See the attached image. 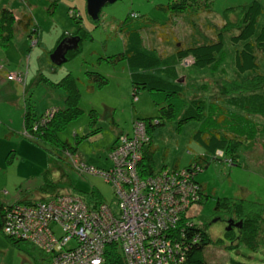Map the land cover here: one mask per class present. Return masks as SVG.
Masks as SVG:
<instances>
[{"label": "rangeland", "instance_id": "374dc122", "mask_svg": "<svg viewBox=\"0 0 264 264\" xmlns=\"http://www.w3.org/2000/svg\"><path fill=\"white\" fill-rule=\"evenodd\" d=\"M79 1L0 0V5L10 2L30 10L37 25V32L31 37L17 27L10 42L0 46V73L11 80V93L15 94L9 99L4 96L8 91L6 85L0 87V203L62 192L82 196L89 204L104 200L115 208L117 196L113 182L96 172L81 171L79 163L96 169L111 167L112 175L127 187V182L138 185L136 175L154 176L156 172L146 174L151 169L166 176L170 171H181L184 168L180 167L197 162L201 168L195 179L202 184L204 194L196 192V197L182 200L179 216L168 228L176 230L182 224L194 222L203 224L213 239L203 250L206 264H264V241L257 239L250 246L238 239L242 219L233 215V220L230 212L214 208L218 197H236L256 202L264 211V116L254 117L256 122L249 125L247 136L254 135L256 126L258 132L239 144L233 163L225 160L226 152L215 154L197 138L198 129L207 130L210 116L217 110L215 95L232 90L235 85L231 80L241 83L258 73L264 75V53L253 46L258 68L238 71L234 52L240 45H234L229 38L231 32H226L223 51L214 63L204 68L192 65L191 57L181 60L175 54L179 46L213 39L223 25V10L228 6H245L251 0H194L178 13L159 6L169 0H115L101 7L96 20L87 14L86 0L80 6ZM260 2L263 9L257 29L264 25V0ZM70 7L77 11L76 16L69 11ZM130 11L138 17H130ZM230 18L235 20V14ZM122 21H125L123 26ZM79 30L85 34H79ZM134 31L141 36L139 43L129 39ZM77 34L81 35L78 50L60 64L53 63L49 54L57 39L61 35ZM125 49L161 56L160 64L150 71L169 80L178 77L182 93L140 88L133 95L130 73L136 69L128 66L125 57L111 58ZM95 73L105 78L101 84L97 85ZM69 75L77 82L79 113L57 129L52 141L43 142L25 134L26 110L38 117L35 122L38 127L37 124H46L54 115L49 116L53 107L65 106V89L57 82ZM169 102L173 104L174 115L166 118L161 107ZM181 113L197 116L179 121ZM156 117L161 123L150 130L152 161L146 159L143 164L142 144L139 146L137 140L148 143L149 135L146 127L142 130L132 126L133 120L152 118L154 121ZM69 144L77 147V155H65L63 148ZM121 164L126 165L130 176L115 173L114 168ZM188 169L186 172L193 174ZM46 217L43 223L47 222ZM20 219L24 228L29 226ZM230 219L232 223L228 222ZM43 223L21 237L24 241L19 245L12 243L0 229V264L56 262L58 256L43 242L49 238ZM256 232L259 238L261 229L256 228ZM59 233L57 229L56 235ZM60 248L67 251V246L61 244ZM48 256L53 257V262Z\"/></svg>", "mask_w": 264, "mask_h": 264}, {"label": "trees", "instance_id": "16d2710c", "mask_svg": "<svg viewBox=\"0 0 264 264\" xmlns=\"http://www.w3.org/2000/svg\"><path fill=\"white\" fill-rule=\"evenodd\" d=\"M192 2H194V0H169L166 4H159V6L169 9L171 12L178 13L186 10ZM262 9L263 7L260 0H251L245 6L237 5L226 7L223 10V25L216 33L215 37L207 42L177 47L175 49L176 57L181 60L191 57L192 65L198 68H204L218 59V56L223 51L224 34L226 32H231L229 36L230 41L234 45H240V47H237L234 52V65L236 69L240 72H244L246 70L258 68L253 46L258 47L264 53V25H261L257 29L258 17L262 12ZM69 11L73 16H76V11L74 12L71 7L69 8ZM232 14H235V20L230 18V15ZM128 15L130 17H138V14L134 11H130ZM124 24L125 21H122L121 25L123 26ZM36 26L37 25L30 11H22L17 15V13L7 5H0V46H6L10 42L17 27L21 28L29 37H31L34 32H37ZM81 33L85 34L83 30H79V34ZM79 34H77L79 36L77 47L68 50L66 56L75 53L78 50L82 35ZM62 38L63 36H60L56 44ZM129 39L135 43H139L141 41V36L138 32L134 31L129 35ZM53 49H51V51ZM113 57H115L114 59L125 57L128 66L136 69L130 73L133 95H136L140 88L162 91L168 94L182 93L183 87L179 83L180 80H178V77L174 80H169L150 71L160 64L161 56H154L143 51L125 49L123 52L113 54L111 58ZM101 76L102 75L99 73H95L94 79L96 80L97 85L101 84L105 79ZM231 83L235 85V87H232V90H227L226 92L222 90L219 94L213 97L217 103V110L210 116L211 122H208L206 127L207 130L202 131L198 129L197 138L199 142H202L206 147L213 150L215 154L220 155L226 152L228 155L225 160L233 163L236 162L235 156L239 144L244 139L253 138L258 132L259 126H256L254 135L248 133L249 136H247L249 125L255 124L256 122L254 117L264 116V75L258 73L253 77L246 79L244 82L240 83L231 80ZM57 84L65 89V106L59 108L53 107L50 110L49 115H54L48 118L46 124H37L38 127H35V122L38 117L31 116L29 110H26L23 116L24 133L30 137L39 140L41 139L43 142H46L47 140L52 141L56 136L57 129L60 128L66 120L68 121L70 118L76 116L80 111V108L77 106L79 90L75 77H72L71 75H69L68 78L63 77L57 82ZM196 101H198V98ZM200 104L201 100L197 105L200 106ZM226 111H228V113ZM161 113L162 116L166 118L172 117L174 115L173 104L169 102L166 107H161ZM180 116L179 121H183L189 117H196L197 114L183 115L181 113ZM137 120L145 122L146 131L149 135L148 143L142 142L141 146L143 150L142 159H144V164L146 159L149 162L152 161V140L150 130L151 128H154V125L160 124L161 120L158 117H156L154 121H152V118H135L133 124ZM63 150H65L64 153L66 156L68 153L77 155V147L70 144L65 146ZM181 168H184L183 170L186 171L189 170L188 168H191L193 174L190 175V181L194 185H197L198 192L204 194L202 184L195 179V173L201 168V166L198 165L197 162H193L189 166L180 167V169ZM148 173L151 175L153 173H155V175L159 174L157 170L155 171L152 169L146 174ZM63 194L71 193L58 192L50 195H41L33 199L20 197L15 202H1L0 229L2 233L12 243L19 245L20 242L24 240L21 237L18 238L11 236L4 230L3 224L7 212L11 211L15 206H35L40 202H48ZM80 197L83 198L82 196ZM102 202L109 204L104 200H96L91 204L87 203L95 206ZM214 208L217 211L224 209L227 212H230L232 214L230 217L233 220V217L238 220L242 219V224L239 228L240 234H237L238 239L245 241L250 246H254L257 239L264 241V211L262 205H259L256 202L247 201L244 198L218 197L215 201ZM49 226L54 234H56L57 229L61 230V227L58 224L52 223L49 224ZM256 228L261 229V235L259 238L257 237ZM173 231L171 237L179 242L181 249L185 250L187 256L186 260L191 264H206L203 250L206 245L213 241V239L206 231L205 226L203 224H197L196 222L192 224L187 223L182 224L181 227L178 226V228ZM228 233L230 232H226L225 235L227 236ZM74 244L75 241L72 239L67 242V245ZM53 249L56 251V246ZM103 257L104 260L102 264H126L121 247L115 242L105 244Z\"/></svg>", "mask_w": 264, "mask_h": 264}, {"label": "built area", "instance_id": "2783aa9c", "mask_svg": "<svg viewBox=\"0 0 264 264\" xmlns=\"http://www.w3.org/2000/svg\"><path fill=\"white\" fill-rule=\"evenodd\" d=\"M133 126L143 130L145 123L137 120ZM137 141L139 146L143 142ZM112 161L115 165L114 156ZM125 167L121 164L114 168L115 173L130 176L131 172ZM79 168L84 172H96L113 182L117 207L104 202L93 206L78 195L63 194L35 206H15L5 216L4 230L11 236L24 237L48 216L43 224L46 223L49 238L43 242L52 249L56 246L57 250L53 249L58 256L56 262L50 257L53 264H102L107 242L121 244L126 264H191L186 260L185 250L168 232V225L179 216L181 201L196 197L198 192L197 185L190 181L191 174L178 170L170 171L166 176L159 173L139 178L136 175L138 185L127 182L129 185L124 187L112 175L111 167L101 171L79 163ZM37 209L42 212L38 214ZM21 217L28 227L21 225ZM52 223L61 227L59 235L50 229ZM70 239L75 241L74 245H67ZM61 244L67 246V251L60 248Z\"/></svg>", "mask_w": 264, "mask_h": 264}, {"label": "water", "instance_id": "95a60500", "mask_svg": "<svg viewBox=\"0 0 264 264\" xmlns=\"http://www.w3.org/2000/svg\"><path fill=\"white\" fill-rule=\"evenodd\" d=\"M115 0H86V12L93 19H97L99 16V12L101 7L106 3L114 2ZM79 42L78 35H66L64 36L54 47V49L50 52L49 57L51 61L55 64H60L65 61L67 56L66 53L68 50L74 49L77 47ZM232 223L230 219L228 221ZM240 223H237L239 225Z\"/></svg>", "mask_w": 264, "mask_h": 264}, {"label": "crops", "instance_id": "0c3cea01", "mask_svg": "<svg viewBox=\"0 0 264 264\" xmlns=\"http://www.w3.org/2000/svg\"><path fill=\"white\" fill-rule=\"evenodd\" d=\"M76 3H77V1H76ZM83 5V0H80L79 2H78V5L80 6V5ZM9 5V6H8ZM8 7H10V8H12L14 11H16V12H22V11H27V10H24L23 9V7H21V5L20 4H17V5H14L13 3H10V2H8ZM17 6H20V8L19 7H17ZM19 8V9H17V8ZM30 11V10H29ZM61 36H66V35H61ZM58 40V39H57ZM57 42V41H56ZM56 45V44H55ZM0 82H2L3 84H1L0 83V87L2 86V85H6V87L8 88V91L4 94V96L5 97H8L9 99L10 98H14L15 97V94H12L11 93V90H13L12 89V82H11V80H8L7 78H5V76H3V75H1V73H0ZM14 87V86H13ZM118 134V133H117Z\"/></svg>", "mask_w": 264, "mask_h": 264}, {"label": "bare ground", "instance_id": "6f19581e", "mask_svg": "<svg viewBox=\"0 0 264 264\" xmlns=\"http://www.w3.org/2000/svg\"><path fill=\"white\" fill-rule=\"evenodd\" d=\"M145 123V122H144ZM101 171H104L101 169ZM191 196H194V194H192ZM229 228V227H228ZM172 228H169L168 232L170 231L171 233L174 232L173 229L171 230ZM119 247H121V244H117Z\"/></svg>", "mask_w": 264, "mask_h": 264}]
</instances>
